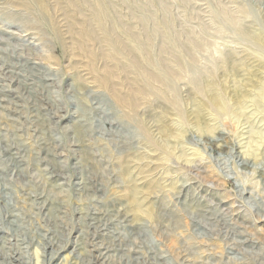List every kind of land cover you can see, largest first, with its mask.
<instances>
[{"label": "rangeland", "instance_id": "obj_1", "mask_svg": "<svg viewBox=\"0 0 264 264\" xmlns=\"http://www.w3.org/2000/svg\"><path fill=\"white\" fill-rule=\"evenodd\" d=\"M0 66L5 263L264 264V0H0Z\"/></svg>", "mask_w": 264, "mask_h": 264}, {"label": "bare ground", "instance_id": "obj_2", "mask_svg": "<svg viewBox=\"0 0 264 264\" xmlns=\"http://www.w3.org/2000/svg\"><path fill=\"white\" fill-rule=\"evenodd\" d=\"M224 5V4H223ZM43 6V5H42ZM237 11V10H236ZM243 11V10H242ZM210 12V11H209ZM209 14V13H208ZM207 14V15H208ZM244 14V13H243ZM201 16V15H200ZM221 16V15H220ZM239 16V15H238ZM206 18V17H205ZM218 18H220L219 16H218ZM202 19V18H201ZM224 19V18H223ZM245 19V18H244ZM225 20V19H224ZM227 20V19H226ZM213 21V20H212ZM241 21V20H240ZM227 22H228V20H227ZM220 23H223V21H221ZM202 24V23H201ZM228 25V24H227ZM204 26V25H203ZM229 26V25H228ZM227 26V27H228ZM223 27V26H222ZM232 27V26H231ZM235 28V27H234ZM226 30V29H225ZM185 33V32H184ZM221 33V32H220ZM202 35V34H201ZM36 38V37H35ZM39 38V37H38ZM38 40H40V39H38ZM191 42V41H190ZM33 43V42H32ZM37 43V42H36ZM35 44V43H34ZM38 44V43H37ZM244 51V50H243ZM47 61V60H46ZM48 61H49V59H48ZM50 64V63H49ZM9 65V64H8ZM10 66V65H9ZM38 66V65H37ZM1 67V66H0ZM6 67H7V65H6ZM44 70H46V69H44ZM43 70V71H44ZM50 70V69H49ZM53 70V69H52ZM13 71V70H12ZM13 73H14V71H13ZM41 73V72H40ZM52 73V72H51ZM56 73V72H55ZM4 74V73H3ZM12 74V73H11ZM48 74V73H47ZM53 74V73H52ZM46 75V74H45ZM2 76V75H1ZM14 75H12V77H13ZM47 76V75H46ZM51 76V75H50ZM3 77V76H2ZM17 77V76H16ZM9 78H11V76L9 77ZM15 80V79H14ZM54 80V79H53ZM5 81V80H4ZM20 81V80H19ZM1 82V81H0ZM48 82V81H47ZM14 83V81L13 80H10L9 81V84H13ZM21 84V83H20ZM23 84V83H22ZM90 84V83H89ZM22 86V85H21ZM40 88V87H39ZM5 90V91H4ZM3 90V92H9V93H16V90H11V89H9V88H7V90L6 89H4ZM44 90V89H43ZM33 92H35V91H33ZM19 94V93H18ZM2 95V94H1ZM32 95V94H31ZM37 96V95H36ZM49 96H50V94H49ZM60 97H61V95H59ZM72 96V95H71ZM92 96H93V93H92ZM95 96V95H94ZM3 97V96H2ZM4 97H7V96H4ZM31 97V96H30ZM43 98V97H42ZM50 98V97H49ZM72 98H74V97H72ZM34 99V98H33ZM97 99V98H96ZM45 100V99H44ZM79 100V99H78ZM27 101V100H26ZM33 101V100H32ZM64 101V100H63ZM99 102V101H98ZM61 103V102H60ZM42 106V105H41ZM79 106V105H78ZM19 107V106H18ZM79 108V107H78ZM51 109V108H50ZM80 109V108H79ZM11 110V109H10ZM17 110V109H16ZM37 110V109H36ZM44 110V109H43ZM35 111V110H34ZM82 111V110H81ZM9 112V111H8ZM14 112V111H13ZM102 112V111H101ZM33 113V112H32ZM47 113V112H46ZM61 113H62V115H61ZM75 113V112H74ZM26 114V113H25ZM28 114V113H27ZM103 114V113H102ZM105 114V113H104ZM15 115V114H14ZM29 116V115H28ZM101 116V115H100ZM54 117L57 119V121L59 122V123H63V122H68V121H70L71 120V118H73V117H75L74 116V114H66V113H64L63 111L61 112L60 110H57V112H55L54 113ZM78 117H79V115H78ZM77 117V118H78ZM20 118H22V117H20ZM76 118V119H77ZM81 118V117H80ZM79 118V119H80ZM19 119V118H18ZM30 120V119H29ZM84 120V119H83ZM12 121V120H11ZM13 121H14V119H13ZM28 122V121H27ZM76 123V122H75ZM86 123V122H85ZM18 124V123H17ZM22 125V124H21ZM76 125H78V124H76ZM76 125H75V127H76ZM246 125V124H245ZM82 126V125H81ZM248 126V125H247ZM246 127V126H245ZM81 128V127H80ZM75 129V128H74ZM78 129V128H77ZM77 131H75V133H76ZM74 133V134H75ZM252 134H254V133H252ZM256 134V133H255ZM220 136V135H219ZM222 138V137H221ZM249 138V137H248ZM72 139V138H71ZM239 139V138H238ZM84 141V140H83ZM87 141V140H86ZM77 142H78V140H77ZM212 142V145H213V147H215V148H217V149H222V148H224V146L222 145V144H220V143H218L217 141H211ZM80 144V143H79ZM78 144V145H79ZM78 145H73V147H76V146H78ZM81 146V145H80ZM18 147V146H17ZM60 147V146H59ZM43 149V148H42ZM234 149V148H233ZM244 149V148H243ZM44 150V149H43ZM45 150H46V148H45ZM19 151V150H18ZM42 152V151H41ZM17 154V153H16ZM19 154V153H18ZM17 154V155H18ZM24 154V153H23ZM45 154V153H44ZM239 154V153H238ZM16 155V156H17ZM244 155V154H243ZM19 156V155H18ZM250 156V155H249ZM50 157V156H49ZM247 157V156H246ZM249 157H247V159H248ZM254 158V157H253ZM18 159V158H17ZM244 160V159H243ZM251 160V159H250ZM21 163H22V159H21V161H20ZM19 162V163H20ZM29 162V161H28ZM243 162V161H242ZM247 162H249V161H247ZM256 162V161H255ZM27 163V162H26ZM29 164V163H28ZM54 164V163H53ZM56 164V163H55ZM20 165V164H19ZM246 165H247V163H246ZM250 165V164H249ZM9 166V165H8ZM28 166H30V165H28ZM245 167V166H244ZM13 168V167H12ZM246 168V167H245ZM64 169V168H63ZM13 170V169H12ZM58 170V169H57ZM56 170V171H57ZM261 170V169H260ZM2 171V170H1ZM24 171V170H23ZM48 171V170H47ZM48 173H49V171H48ZM78 173V172H77ZM21 173H20V171L19 170H17L16 171V174L15 175H20ZM73 174V173H72ZM49 175V174H48ZM83 175V174H82ZM28 176V175H27ZM23 177V176H22ZM53 177V176H52ZM81 177V176H80ZM83 177V176H82ZM260 177V176H259ZM19 178V177H18ZM17 178V179H18ZM261 178H262V180L264 181V173H261ZM54 179H62V177L60 176V175H54ZM3 181V180H2ZM134 182V181H133ZM136 182V181H135ZM69 183V182H68ZM90 183V182H89ZM134 184V183H133ZM138 184H140V183H137L136 184V186L138 185ZM63 185V184H62ZM91 185V184H90ZM141 185V184H140ZM138 187V186H137ZM87 188V187H86ZM88 188H89V186H88ZM97 188V187H96ZM117 188V187H116ZM140 188H141V186H140ZM139 188V189H140ZM145 188V187H144ZM143 188V189H144ZM148 189H150L149 187H147ZM25 190V189H24ZM86 190V189H85ZM92 190V189H91ZM100 190V189H99ZM102 190V189H101ZM100 190V191H101ZM23 191V190H22ZM139 191H141V190H139ZM144 191V190H143ZM121 192V191H120ZM136 192H137V188L136 187H132V188H129V189H127V192L125 193V196H124V198L126 199V202H127V205H128V207L130 208V210H131V212L132 213H134V215L136 214L137 215V213H140V207H139V203L136 201V199H135V194H136ZM138 193V192H137ZM142 193V192H141ZM95 194V193H94ZM98 194V193H97ZM96 194V195H97ZM28 196V195H27ZM45 196V195H44ZM120 196H122V195H120ZM31 197V196H30ZM46 197V196H45ZM123 197V196H122ZM151 197H153V196H151ZM28 198V197H27ZM40 198V197H39ZM47 199V198H46ZM51 199V198H50ZM119 199V198H118ZM49 200V199H48ZM97 200V199H96ZM102 200V199H101ZM105 200V199H104ZM108 200H110V199H107V201ZM113 200V199H112ZM45 201V200H44ZM120 201V200H119ZM122 202H123V200H121ZM95 202V201H94ZM152 202V201H151ZM224 202V201H223ZM46 203V202H45ZM52 203V202H51ZM54 203V202H53ZM119 204V203H118ZM124 204V203H123ZM218 204V203H217ZM51 205V204H50ZM56 205V204H55ZM94 205V204H93ZM116 205V204H115ZM41 207H42V205H40ZM53 206V205H52ZM57 206H59V205H57ZM113 206V205H112ZM141 206V205H140ZM150 206V205H149ZM256 206V205H255ZM47 207V206H46ZM50 207V206H49ZM126 207V206H125ZM146 207V206H145ZM54 208H57V207H55L54 206ZM96 208V207H95ZM94 208V209H95ZM115 208V207H114ZM228 208V207H227ZM235 208V207H234ZM258 209V208H257ZM260 209V208H259ZM46 210V209H45ZM56 210H58V209H56ZM55 210V211H56ZM114 210V209H113ZM116 210V209H115ZM153 210V209H152ZM160 210V209H159ZM227 210V209H226ZM124 211V210H123ZM232 211V210H231ZM238 211V210H237ZM224 212H227V211H224ZM263 212H264V210H263ZM52 213V212H51ZM51 213H50V215H51ZM82 213V212H81ZM90 213H91V211H90ZM210 213H211V211H210ZM218 214V213H217ZM6 215V214H5ZM87 215V214H86ZM97 215V214H96ZM95 215V216H96ZM99 215V214H98ZM111 215V214H110ZM114 215V214H113ZM126 215V214H125ZM135 215V216H136ZM144 215H146L148 218H150L151 219V216H152V212L151 211H147V212H144ZM144 215H143V217H144ZM208 215V214H207ZM238 215V214H237ZM4 216V215H3ZM20 216V215H19ZM165 216V215H164ZM168 216V215H167ZM166 216V217H167ZM215 216V215H214ZM217 216V215H216ZM6 217V216H5ZM50 217V216H49ZM222 217V216H221ZM19 218V217H18ZM84 218V217H83ZM82 218V219H83ZM85 218H86V216H85ZM132 218H133V216H127V219H128V221H127V223H129L128 225H126V227H129V228H131L133 231H135V232H137V233H141V232H144V230H142V227L139 225V224H136V223H134V221L132 220ZM14 219H16V217L14 218ZM51 219V218H50ZM81 219V220H82ZM130 219V220H129ZM134 219V218H133ZM17 220V219H16ZM100 220V219H99ZM152 220V219H151ZM88 221V220H87ZM19 222V221H18ZM89 222H92V221H90L89 220ZM114 222V221H113ZM121 222V221H120ZM141 222V221H140ZM143 222V221H142ZM200 222V221H199ZM20 223V222H19ZM121 223H123V222H121ZM223 223V222H222ZM20 225V224H19ZM24 225V224H23ZM87 225H89V224H87ZM97 225V224H96ZM108 225V224H107ZM113 225H115V224H113ZM199 225V224H198ZM201 225V224H200ZM205 225V224H204ZM14 226V225H13ZM17 226V225H16ZM15 226V227H16ZM98 226V225H97ZM109 226V225H108ZM117 225H115V227H116ZM122 226H124V225H122ZM23 226H21L20 228H22ZM104 227V226H103ZM113 227V226H112ZM117 227H119V226H117ZM163 227V226H162ZM201 227H202V225H201ZM204 227V226H203ZM7 228V227H6ZM17 228V227H16ZM19 228V229H20ZM205 228V227H204ZM8 229V228H7ZM165 229V228H164ZM212 229V228H211ZM205 230H206V228H205ZM209 230V229H208ZM87 231V230H86ZM97 231V230H96ZM147 231V230H146ZM100 232V231H99ZM104 232V231H103ZM109 232V231H108ZM83 233H85V232H83ZM92 233V232H91ZM93 233H95V232H93ZM145 233V232H144ZM210 233H212V232H210ZM99 234V233H98ZM120 235V234H119ZM127 235V234H126ZM146 235V234H145ZM93 237H95V234L94 235H92ZM236 237H238V236H236ZM92 238V237H91ZM121 238H123V237H121ZM1 239V238H0ZM120 239V238H119ZM93 240V239H92ZM125 240V239H124ZM42 241V240H41ZM91 241V240H90ZM247 241V240H246ZM126 242H128V241H126ZM2 243V242H1ZM96 243H98V241L96 242ZM112 243V242H111ZM247 243H249V242H242L241 243V246L243 247V246H248V245H246ZM20 244V243H19ZM94 244V243H93ZM130 244V243H129ZM156 244V243H155ZM11 245V244H10ZM87 245V244H86ZM118 245V244H117ZM116 245V246H117ZM251 245H252V243H251ZM255 245V244H254ZM1 246H2V244H1ZM22 247H23V245H21ZM50 246L52 247V246H55V249H52L51 247H49V253L47 254L46 253V257L48 258V261L49 262H52L54 259H57V255L59 254V252H61V251H64V249H66V245H57V244H54V243H52V244H50ZM111 246V245H110ZM157 246V245H156ZM250 246V245H249ZM3 247V246H2ZM1 247V248H2ZM92 247V246H91ZM123 247V246H122ZM5 248V247H4ZM121 248V247H120ZM18 249H20V247L18 248ZM22 249V248H21ZM83 249V248H82ZM107 249V248H106ZM106 249H104L103 247H101L100 245L98 246V244H95V246H94V248H93V252H96L97 254H98V256H90V255H88L89 256V259L88 260H86L87 261V263L86 264H103V263H100V259H102L103 258V254L101 253V251H103V250H105L106 251ZM133 249V248H132ZM84 250V249H83ZM110 250V249H109ZM120 250V249H119ZM131 250V249H130ZM2 251H3V249H2ZM1 249H0V258L2 259V260H4V262H1L0 264H10L9 262L8 263H5V260L6 261H8L10 258H12V257H9V258H7L6 256H3V254H1ZM74 251V250H73ZM72 251V252H73ZM129 251V250H128ZM186 251V250H185ZM230 251H233V252H235V251H237V250H234V249H231ZM10 252V251H9ZM12 252V251H11ZM107 252V251H106ZM114 252V251H113ZM249 252V251H248ZM25 253H26V251H25ZM121 253H122V250H121ZM239 255L241 254L240 252H237ZM250 253V252H249ZM253 253V252H252ZM82 254V253H81ZM124 254H126V253H124ZM77 255V254H76ZM141 253L140 252H138V251H136V250H133L132 251V254L130 255V256H128L127 257V261L125 262V263H123V264H131V263H133V264H166V261H165V257L164 256H162V255H159V254H155V253H153L152 252V254L150 253V255L152 256L151 257V259L149 260H146V259H144V260H142V258H141ZM243 255V254H242ZM3 256V257H2ZM9 256V255H8ZM17 256H18V258H13V260H16L18 263L17 264H25V261L23 260L24 258H22L21 257V255H19V253H17ZM109 256V255H108ZM117 256V255H116ZM101 257V258H100ZM110 257V256H109ZM119 257V256H118ZM262 257H264V256H262ZM78 257H76V259H77ZM84 258V257H83ZM114 258V257H113ZM122 258H123V256H122ZM248 258V257H247ZM76 259H74V262H72V264H77V262L75 261ZM86 259V258H85ZM84 259V260H85ZM119 260V259H118ZM126 260V259H125ZM249 260V259H248ZM257 260V259H256ZM255 260V261H256ZM263 260H264V258H263ZM262 260V261H263ZM78 261V260H77ZM149 261H151V262H149ZM119 262V261H118ZM250 262H251V260H250ZM249 262V263H250ZM253 262V261H252ZM38 263V262H37ZM81 263H83V262H81ZM114 263H115V261H114ZM119 263H121V262H119ZM237 263V262H236ZM240 263V262H239ZM116 264H118V263H116ZM240 264H242V263H240ZM253 264H254V262H253Z\"/></svg>", "mask_w": 264, "mask_h": 264}]
</instances>
